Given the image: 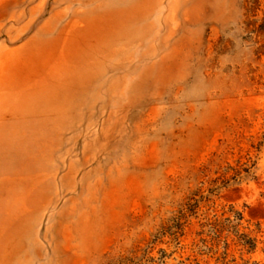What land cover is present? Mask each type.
<instances>
[{
	"label": "rangeland",
	"instance_id": "1",
	"mask_svg": "<svg viewBox=\"0 0 264 264\" xmlns=\"http://www.w3.org/2000/svg\"><path fill=\"white\" fill-rule=\"evenodd\" d=\"M263 22L264 0H0V264H264ZM231 206L255 252L209 235Z\"/></svg>",
	"mask_w": 264,
	"mask_h": 264
},
{
	"label": "trees",
	"instance_id": "2",
	"mask_svg": "<svg viewBox=\"0 0 264 264\" xmlns=\"http://www.w3.org/2000/svg\"><path fill=\"white\" fill-rule=\"evenodd\" d=\"M258 31L264 33V22L260 25ZM193 207L195 208V205H193ZM227 212L229 213V216L224 220L216 219L215 221L207 224V226L210 227L209 235H212V239L214 241L220 242V240H222L223 238L224 233H228V236H226L224 242L226 249L225 255H227V251L230 247V244L227 241L229 235L234 236V240L240 247H242V249H245L249 253L255 252L258 247V239L253 236L254 231H242V227L244 224L243 213L237 211L233 206H231ZM168 230L171 232L172 236L177 238L179 233H181V231L183 230L182 218L179 217L174 219L173 223L168 227ZM203 242L206 243L207 240L203 239Z\"/></svg>",
	"mask_w": 264,
	"mask_h": 264
}]
</instances>
